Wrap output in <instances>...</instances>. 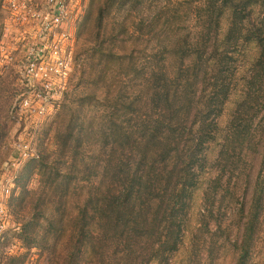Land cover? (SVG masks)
Returning <instances> with one entry per match:
<instances>
[{
    "label": "trees",
    "instance_id": "1",
    "mask_svg": "<svg viewBox=\"0 0 264 264\" xmlns=\"http://www.w3.org/2000/svg\"><path fill=\"white\" fill-rule=\"evenodd\" d=\"M117 10L87 49L85 88L37 146L41 190L24 183L21 202L40 196L17 236L51 264H171L183 251L182 264H214L230 249L235 264H260L264 0H105L97 26ZM8 15L0 0V42ZM14 75L0 71V164L22 92Z\"/></svg>",
    "mask_w": 264,
    "mask_h": 264
},
{
    "label": "rangeland",
    "instance_id": "2",
    "mask_svg": "<svg viewBox=\"0 0 264 264\" xmlns=\"http://www.w3.org/2000/svg\"><path fill=\"white\" fill-rule=\"evenodd\" d=\"M104 2L3 0V7L9 15L0 42V71H13L16 78L13 85L22 88V92L15 99L18 108L14 112L15 121L8 137L11 150L0 164V264H6L9 255L22 256L25 253H29L25 264H51L47 253L41 255L38 247L28 249L17 236L23 223L33 216L40 196L34 193L26 202H21V187L28 182L29 189L41 190L40 175L30 166L33 158L40 155L37 146L51 141L53 130L58 125L62 102L69 101L72 94L85 88L83 84H78L83 78L87 49L93 45L96 32L115 28L114 16L117 21L123 19L124 12L120 14L117 10L99 28L98 9ZM139 45L142 47L141 43ZM133 46V41L117 45L122 51ZM168 60L174 59L169 57ZM28 72L32 74L30 77L25 74ZM30 79H34L35 83ZM93 85L96 89L99 86ZM105 89L100 85L95 91L102 94ZM89 90L92 91L93 87H89ZM40 91L42 93L39 94ZM113 91L117 92L116 89ZM50 96L53 98L45 103L44 100ZM230 112L228 107L221 119L222 123H225ZM195 196L197 203L193 206V222L198 219L196 214L202 202V193L197 192ZM48 206H45L47 215L51 212ZM67 230L70 232V228ZM37 237L42 238V235ZM258 249L261 256L259 262L264 264V236ZM234 253L231 249L222 252L214 264H235ZM186 255L184 251L180 252L171 264H182Z\"/></svg>",
    "mask_w": 264,
    "mask_h": 264
},
{
    "label": "built area",
    "instance_id": "3",
    "mask_svg": "<svg viewBox=\"0 0 264 264\" xmlns=\"http://www.w3.org/2000/svg\"><path fill=\"white\" fill-rule=\"evenodd\" d=\"M25 74H26L27 77H28V76L30 77V76L32 75L31 72H28V73H25ZM30 80L33 81V82L35 83V80H34V79H30ZM46 91H48V90H45V92H46ZM38 93L40 94V93H42V91H40V92H38ZM52 98H53V97H51V96H50V97H47V98L44 100V102H45V103H49L50 100H51ZM26 104H27V102H26ZM6 192H7V191H6Z\"/></svg>",
    "mask_w": 264,
    "mask_h": 264
}]
</instances>
